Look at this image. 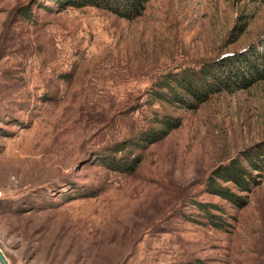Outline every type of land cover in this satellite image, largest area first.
Returning <instances> with one entry per match:
<instances>
[{
    "label": "rangeland",
    "instance_id": "1",
    "mask_svg": "<svg viewBox=\"0 0 264 264\" xmlns=\"http://www.w3.org/2000/svg\"><path fill=\"white\" fill-rule=\"evenodd\" d=\"M49 7L0 0L11 264H264V80L199 100L179 78L263 39L264 0Z\"/></svg>",
    "mask_w": 264,
    "mask_h": 264
},
{
    "label": "trees",
    "instance_id": "2",
    "mask_svg": "<svg viewBox=\"0 0 264 264\" xmlns=\"http://www.w3.org/2000/svg\"><path fill=\"white\" fill-rule=\"evenodd\" d=\"M54 7L49 10L63 12L67 9H81L86 7L97 8L108 11L120 18L126 20H135L141 17L150 0H47ZM179 77L185 80L187 91L199 100H204L211 94L220 93L222 91H232V86H250L255 82L264 80V38L257 44L252 45L245 52L222 59L218 62H210L203 64L196 70L188 71ZM173 78V77H172ZM177 76L172 81L179 79ZM179 83V82H177ZM172 92L177 94L169 83H165ZM160 123L168 127L167 131H161L164 136L169 130L178 127V123L171 122L168 118H161ZM160 133V132H159ZM159 135V134H157ZM163 138L162 136H158ZM264 155V153H263ZM261 165L256 167L264 170V157L260 159ZM137 165L132 163H124L122 170L134 171ZM230 173L235 175L239 184L247 187L243 174L245 171L240 165L230 168ZM204 209V208H203ZM201 264V263H199Z\"/></svg>",
    "mask_w": 264,
    "mask_h": 264
},
{
    "label": "water",
    "instance_id": "3",
    "mask_svg": "<svg viewBox=\"0 0 264 264\" xmlns=\"http://www.w3.org/2000/svg\"><path fill=\"white\" fill-rule=\"evenodd\" d=\"M0 264H11L8 257L0 247Z\"/></svg>",
    "mask_w": 264,
    "mask_h": 264
}]
</instances>
